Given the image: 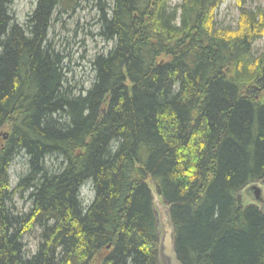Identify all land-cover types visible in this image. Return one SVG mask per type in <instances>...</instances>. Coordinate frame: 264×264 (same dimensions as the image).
I'll list each match as a JSON object with an SVG mask.
<instances>
[{
    "label": "trees",
    "instance_id": "1",
    "mask_svg": "<svg viewBox=\"0 0 264 264\" xmlns=\"http://www.w3.org/2000/svg\"><path fill=\"white\" fill-rule=\"evenodd\" d=\"M224 2L101 3L99 34L114 45L77 95L49 39L65 2L38 0L21 25L0 0V264H160L152 185L183 264H264V215L240 194L264 184V9L222 29ZM20 152L29 171L13 189ZM17 193H29L27 214L13 212Z\"/></svg>",
    "mask_w": 264,
    "mask_h": 264
},
{
    "label": "rangeland",
    "instance_id": "2",
    "mask_svg": "<svg viewBox=\"0 0 264 264\" xmlns=\"http://www.w3.org/2000/svg\"><path fill=\"white\" fill-rule=\"evenodd\" d=\"M182 0H172L179 4ZM38 0H12V13L17 23L25 25L28 16L36 9ZM57 8L49 39L55 47L65 56L66 84L79 95H85L95 82L96 73L93 60L96 55L108 53L113 47V42L101 37L100 15L101 3L110 5L112 0H63ZM264 9V0H225L217 11L216 26L222 29L237 28L238 20L243 9ZM264 50V39L254 44V54L258 55ZM28 156L20 152L14 159L11 169V184L15 189L20 179L29 171ZM62 159L55 156L48 158L47 165L51 171L58 170ZM264 186L261 182H256ZM247 186L240 192L244 202L253 201V196L246 191ZM154 204L158 220L161 221V208L167 209L168 205L152 185ZM84 204L89 205L94 198V191L90 182L82 187L81 193ZM13 212L18 215L27 214L32 207L29 193H17L11 203ZM161 229V228H160ZM40 227L25 235L23 242L28 255L37 252L40 243ZM160 264L161 258H160Z\"/></svg>",
    "mask_w": 264,
    "mask_h": 264
},
{
    "label": "water",
    "instance_id": "3",
    "mask_svg": "<svg viewBox=\"0 0 264 264\" xmlns=\"http://www.w3.org/2000/svg\"><path fill=\"white\" fill-rule=\"evenodd\" d=\"M1 135L7 138L8 132L2 133ZM246 191L254 198L250 203L256 204L264 215V186L256 182L251 183L247 186ZM159 224L162 232L159 248L162 264H183L175 249V227L171 218L169 206L167 209L161 208V221L159 220Z\"/></svg>",
    "mask_w": 264,
    "mask_h": 264
}]
</instances>
